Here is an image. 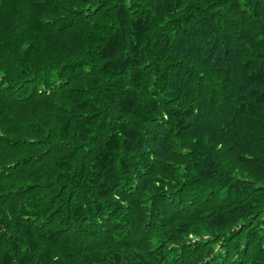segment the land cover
Returning <instances> with one entry per match:
<instances>
[{"label": "trees", "instance_id": "trees-1", "mask_svg": "<svg viewBox=\"0 0 264 264\" xmlns=\"http://www.w3.org/2000/svg\"><path fill=\"white\" fill-rule=\"evenodd\" d=\"M0 264H264V0H0Z\"/></svg>", "mask_w": 264, "mask_h": 264}]
</instances>
